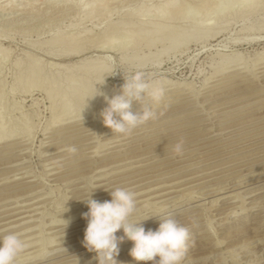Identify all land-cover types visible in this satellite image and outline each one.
<instances>
[{"label": "rangeland", "instance_id": "1", "mask_svg": "<svg viewBox=\"0 0 264 264\" xmlns=\"http://www.w3.org/2000/svg\"><path fill=\"white\" fill-rule=\"evenodd\" d=\"M165 1L168 0H0V147L5 144L4 141L15 139L14 141L17 140L20 141V143L22 142L23 147L25 148L22 155H7L4 159H0V178L4 175L11 174L15 170L22 169V172L26 173V177L36 180L37 183L33 188H28L24 191L37 188L41 191L39 194L31 195L30 198L42 194L45 195V199L41 201V203L44 202V205L39 207L38 211H36V214L32 219L34 220L33 222L0 232V235H3L9 232L20 231L28 226L37 224L39 222L38 217H41L40 220L44 223L42 234H37V228L19 233L20 238L22 240L25 239V243L27 241L34 242V244L29 245L27 249L23 250L24 253L34 252L33 255H36V251L41 246V240L42 245L46 247V250L52 247V245H45L47 240H44L51 238L54 234L48 231L49 229L54 228L52 226L49 227L48 223L51 220L60 219V216L63 213L62 209L65 208L64 206H66L67 203H70L73 200L78 201V199L75 198H88L87 193H82L74 197L66 196L76 192L86 191V188L82 186H85V182L89 179V176H91L93 171L88 168L93 165L94 170L97 168L94 175L98 176L104 172L106 173L110 170L118 169L121 166L125 167L137 162H127L118 166H115L117 163H110L128 158V156L133 158H130V160L147 156L140 159L139 161L141 162L155 160L149 165L130 169L110 177V179H112L124 176L110 182V185L120 184L112 188L111 191L116 188H125L135 194V200H142L144 197L149 198L153 193L171 187L184 188L175 192V194L173 193L172 196L193 189L196 191L195 195H197V193L203 194L216 189L219 186L226 187L228 185L230 187L224 189V192L225 190L230 191L240 189V193L244 195L253 191L261 192L264 190V183L249 187V189L245 187H243V189L241 188L242 185L246 186L263 180L264 175L242 182V185L235 184L239 180L251 178L264 173V118L261 120H253L251 121L252 123L242 122L243 120L248 119V117L237 120L235 119L231 122H228V120H233L237 117L228 118L226 120H217L216 124L222 122L228 123L220 125L219 127L207 124L203 127L173 135L150 144H144L145 146L143 145L128 151H123L121 152L122 155L119 156L118 154H113L109 156V158L98 159L95 164H87L77 168L87 169L78 173L84 174L83 177L78 180H73L75 183L71 185L57 184V182H61L63 179L77 174H71L59 179H52L55 177L54 175L47 176L48 171L53 167L48 160L64 153L47 156L44 154V151L48 149L50 150L51 148L53 149L57 146L80 141V138H75L67 139L56 144L41 145V142L46 141V137L49 135L48 132L56 125L54 123L55 121L67 118L70 120V118H72V121L84 123L83 125L87 127L86 129H91L92 132H94L93 127L99 126L101 119L100 112L106 107L103 105V96H97L98 99L96 98V101L93 103L95 106L93 105L92 110L88 109V99L79 102L72 97L68 102L67 108L64 109V106L62 105L63 100L66 99L76 87L81 88L84 82V85H86L87 76L89 77L90 73L93 72V69L98 70L99 68H105L107 70V74L102 78H105L104 84L98 86V90L108 97L118 94L123 83V78L127 79L137 70L142 71L147 80L159 82L164 90L179 86L178 89H184L185 92H189V95L204 91V87L217 77L215 71L223 63V60H227V68L225 67L227 70L225 71L236 72L239 69L237 72H241V75H244L242 76L243 80H246L249 77V74L247 73L254 75V73L256 74L259 72V68L264 62V0H253L254 4H252V6H250V8H252H249L248 10L246 8V10H244V7L234 0L235 5L234 2H232V6H230L232 0H227V2L230 1V4L226 3V1L222 2L221 5H225L226 3L229 6L225 5L228 8L223 6L224 13H222L221 17L223 23L211 27L209 30L210 37L206 40H192L185 46L172 49H164L167 47L166 41H168V39L165 40L167 34L164 35L163 38L165 39H161V42L160 40L154 42L155 35L150 31L155 28L154 24L157 22L155 20L156 18L152 15L159 12L160 6H162ZM182 1L181 6L179 7V11H181L179 12L181 13L179 14V17L181 16V20L180 22L176 21L177 23L172 22L171 25L184 28L185 31L181 29V36L183 35L184 37L188 33L187 28L191 22L190 19H193V16L196 17L194 13L197 12L199 14V11L198 8L195 11L192 9L193 7H198L192 5V2L187 0ZM190 5L192 8H190ZM212 12L214 11H211L210 13L212 14ZM143 14L145 16H143ZM211 14L210 17L215 18V14L212 16ZM141 16L143 17L141 18ZM137 21H139V24ZM142 21L145 23L143 24ZM126 23L130 25H125ZM140 23L141 25H145L141 26L143 27L141 30L145 29L146 32L150 31V33L143 35L142 37H137L135 34H131L129 35V38H125L126 29L129 30L134 28V31L136 29L138 30V25H140ZM135 25H137L138 28ZM236 58H238V60L234 62L233 60ZM29 77L34 83L30 82L27 86V80ZM102 79L98 81L97 78H92L90 81L91 83L89 82L87 86L88 90H90L91 93H94V86L102 83ZM260 82H264V78H260ZM254 83L255 81L246 82L243 83V85L240 84L234 86L233 89L244 85H255ZM198 96V101L201 105L203 103L202 108H206V110H209V108L222 102L221 100H218L212 103H205L204 100L212 95L199 94ZM144 100L145 98L143 101ZM186 104L194 106L193 110L195 109V113L201 112V110H198L199 107L196 106L194 100L191 99L186 103H183V105ZM180 105L182 104L176 105V107ZM170 107L173 108L175 106ZM170 107L158 109L155 113L171 109ZM260 109L262 111L264 110V107L256 110ZM258 113L250 115V117H253L254 115L256 116ZM183 115L184 113L180 112L177 115H174V117H180ZM210 115H213V113ZM196 119H199V121H196L195 124L207 122L204 116L195 117L194 120ZM165 120L170 121L171 119L163 117L149 125L163 123ZM189 121L191 120L182 121L180 123L183 124ZM180 123H178V125ZM233 124L235 126L234 129L224 132V134L221 135H214L216 134L215 132L217 129L225 126H233ZM173 125L175 126L177 124ZM173 125H168V127H166L170 128L173 127ZM192 125H194V123L186 126L188 127ZM100 129L109 130L103 125L100 126ZM164 129L166 128L164 127ZM156 130H153L154 132L149 131L145 133V135L153 134ZM172 130L174 131L178 129H171L166 133L164 132L156 135L157 137L159 135H165L171 133ZM211 130L213 131V135L208 137ZM244 130L248 131L244 132ZM159 131L161 130L159 129ZM231 134L239 135L229 138V136H232ZM156 135L147 138L145 137L140 141L154 138ZM247 136L252 137L240 140V142L237 141L235 142L236 144L232 143L231 145L206 151L209 148L226 144ZM84 137L81 138L84 140L92 139V136L90 135ZM105 138L109 139V136L104 137V139ZM181 139L183 140V151L181 154L177 155L173 152L172 148L173 145ZM252 140L256 141L215 154L219 151L226 150L231 146L234 147L235 145L237 146L246 141L250 142ZM137 142L139 141H135L134 143ZM154 143L155 145H151ZM89 147H93V145H88L86 148ZM79 149L85 148L78 147L77 151H80ZM148 150L152 151L144 153ZM0 153H3V151H0ZM211 154L215 155L209 156ZM91 155V153H88L78 157L80 158ZM190 155L192 156L187 159L175 161ZM21 157H24V159L19 163L20 165H13L15 164L14 160L18 161ZM75 158L77 157H73L71 160ZM194 160L197 161L185 164ZM83 161L89 162L91 161V158L82 159L75 163H81ZM166 162L172 163L159 166ZM183 163L185 165L179 166ZM155 166L159 167L131 174ZM166 168L172 169H168L155 175H148L141 178L137 177L145 173H153ZM225 179H232V181L223 183ZM200 180L207 181L199 185H194ZM98 182H100V180ZM161 183L165 184V187L152 190L153 187L156 188V186ZM77 186L81 188L71 190V188H76ZM203 187H206V189H199ZM93 189L94 188H92V191ZM215 195L214 192L209 193L202 197L204 201L191 205L194 206L201 204V206L194 208L197 211L199 210V212H195L189 216L176 220L179 221L184 220L187 217L201 216L194 220L201 222V224L199 223V225H196L194 230L189 229V238L186 242L187 251H185L180 264H219V262H223V260H225V264H264V205L262 204L260 207L254 208L251 211H240L237 207L234 209L236 213L230 215V218L226 219L224 218L225 215H223V217L219 212L225 208L237 206L238 202L236 199L219 200V204L226 201L235 202L230 205L211 208L212 200L210 196L212 197ZM2 196L0 195V198ZM225 196L223 198H225ZM30 198L27 197L25 200ZM154 198H150L148 201L151 202ZM179 198V196H176L167 201L160 202L156 204V207L164 203L176 201L172 205H175V208L170 205V209L174 211L167 214H171L177 212L178 209L182 210L188 208L192 203L188 197L177 201ZM81 199H79L80 201H76V203L69 205V207L73 206V209L64 212L61 218L77 213L78 216L76 218L80 220L76 221L75 224L86 221V219H82V214L87 212L85 202L87 200ZM108 199H110V196L98 200V202ZM262 201H264V191L248 198L245 201V206L248 207ZM12 203L13 201H9L7 204ZM141 203H143V201L137 203L136 207ZM194 209L189 211L191 212ZM152 210V208H149L142 213H137L138 210H135L133 214H138L137 216L140 218L139 216L141 214L143 216L153 214ZM9 218L10 217H5L0 221ZM76 218H74V221ZM138 218L133 217L130 221H133V219H135L134 221H138ZM159 219L160 218L155 217L153 220L144 221L142 222V226L145 224L156 223ZM74 221L72 220L71 222L73 223ZM82 224L84 223H78L76 226ZM5 226L6 224H2L0 225V228ZM62 227L63 226H59L54 229L62 231L64 230L61 229ZM211 231L214 232L211 234ZM83 233V231L72 233L69 237L81 235ZM115 235L121 237L122 231H118ZM79 238H81V236L75 238V240ZM125 241L126 240L118 244V254L114 258L116 264H137V262L129 255V250L131 249L130 247H132V244H126ZM30 247L31 249L28 250ZM77 250H80V247L72 248L68 251L73 252ZM23 252L21 253L24 254ZM87 252L88 251L81 253L82 260L89 257ZM235 254V261L232 262V255ZM47 255H45V257H48ZM73 258H75V256L72 257V259ZM69 259L70 258H65L64 260ZM188 259L193 261L186 262ZM87 261H85V263L82 262L81 264H96L95 258ZM153 264H155V262H153Z\"/></svg>", "mask_w": 264, "mask_h": 264}, {"label": "bare ground", "instance_id": "2", "mask_svg": "<svg viewBox=\"0 0 264 264\" xmlns=\"http://www.w3.org/2000/svg\"><path fill=\"white\" fill-rule=\"evenodd\" d=\"M187 1L192 2V5L198 6V7L192 8L190 5V8L194 9V11L197 10V8H198L199 14L197 12H196L197 14L194 13V15H196V17L193 16L192 17L193 19H190L191 22H190V24L188 23L189 26L187 28L188 33L185 32V33H187V35H185L184 37H183V35L181 36V34H182L181 29L183 31H185L184 28H182L181 26L171 25L172 22H176V21L180 22V20H181V16L179 17V14H181V13H179V12H181V11H179V7L181 6V4L183 2L182 0L165 1L163 3V5L160 6L159 12H156L155 14L152 15L154 18H156L155 20L157 21L154 24L155 28L150 30L151 33H153L155 35L154 42H157L159 40L161 42L162 41L161 39H165L163 37H164V35L167 34V36H165L166 37L165 40L168 39V41H166L167 47L164 49H172L175 47H182V46L187 45V43H189L192 40H194V41L201 40V39L206 40L208 37L211 36L210 32H209L211 27L223 23V21L221 19L222 13H224V11H223L224 7L223 6L227 5L226 3L230 4L231 0L228 2H227V0H187ZM224 1H226L225 5H221V3ZM234 1H236L242 7H244V10H246V9L248 10L250 8V6H252V4H254L253 0H234ZM234 1L233 0L231 1L230 6H232V2H234ZM101 2H103V1H101ZM187 3H189V2H187ZM101 4H103V3H101ZM105 4H106V2H105ZM234 5H235V2H234ZM227 6H229V5H227ZM227 6H225V7L228 8ZM211 11H214L215 13L212 12V14H211L210 13ZM241 11H242V9H241ZM145 14H147V13H145ZM210 14H211V16L213 14H215L216 19L210 17ZM143 16H145V15L143 14ZM143 16H141V18ZM138 22L139 21H137V23ZM141 23H140V25H138L139 28L137 25H135L138 28V30L136 29L134 31L133 30L134 28H132V27H131L132 29H129L130 27L128 28L129 30L126 29L125 38H129V35H131V34H135L137 37H142L143 35L149 34L150 31L146 32L145 29L141 30L143 28L141 26L145 22H143L142 25H141ZM125 25H130V24L126 23ZM143 26H145V25H143ZM169 26H171V27L173 26V27L171 28ZM103 39H105V38H103ZM105 42H107V41H105ZM237 60H238V58H236L233 61L236 62ZM226 61L227 60H223V63L218 67V69H216L215 72L217 74L216 75L217 77L215 79H213L208 85H206L204 87L203 92L193 93L192 95H189L188 94L189 92L188 93L185 92L184 89H180V88L178 89V87H179L178 86L176 88H169L167 90H164V96L158 104H153L147 98H145L144 101L142 100L140 102L133 103V105H132L133 111L140 110L142 107H145V106L152 108L154 111H157L158 109L170 107V106H172V107L175 106V107H173V108L170 107L171 109L165 110V111L160 112V113H156L155 119L150 120V121L144 123L143 125L138 126L137 128L133 129V131L130 134H128L126 136H123V135L118 136L116 134H111L110 130L100 129V126H102L101 119H100L99 126L93 127L94 132H92L91 129H90L91 132H90V130H87L86 129L87 127L85 125H83L84 123H80L77 121H76L77 122L76 123L75 121H72L71 120L72 118H70V120H69V118L66 117L67 119H61V120L55 121L54 123L56 125L52 127L53 129L51 131L48 132L49 135L46 137V141L41 142V145L45 146V144L46 145L56 144V143H59L61 141L67 140V139H75V138H80V141L75 142V143H69V144L57 146L53 149L51 148L50 150L48 149V150L44 151L45 152L44 154H46L47 156L64 153V154L59 155L53 159L48 160L49 163L51 165H53V167L50 168V170L48 169L49 171L47 173V176H53L54 175L55 177L52 179H59L61 177H66V176H69L71 174H77V175L71 176L69 178L63 179L61 182H57V184H70L71 185V184L75 183L73 180H75V179L78 180L79 178L83 177L84 174H78V173H80L84 169H87V168H82V169H77V168H80V167L87 165V164H95V163H97L98 159H101V158L106 159V158H109V156H111L113 154H118V156H119V155H122L121 152H123V151H128V150H131L135 147H141L144 144H150L152 142H156L158 140H161V139L173 136V135H177V134H180V133H183V132L195 129V128L203 127L204 125H207V124H211L212 126L216 125V127H219L220 125H225V123L227 124L228 122L234 121L235 119L237 120V119H241V118H245V117H248V119L243 120L242 121L243 123H246V122L250 123L253 120L255 121L257 119L258 120L263 119L264 118V110L261 111V109L260 110H256V109L264 107V103H262V102H264V82H260V78H264V62L260 66L259 72L256 73L257 75L255 73H254V75H250V73H247V74H249V77L246 80H243L242 76H244V75H241V72H237L239 69L236 72H234V71L233 72L232 71L226 72L225 71V70H227L226 69L227 68L226 67V65H227ZM106 72H107V70L105 68H99L98 70L93 69V72L90 73L89 77L87 76L86 85H84L85 84V82H84V84H83L84 86L82 85L81 88L76 87L73 90V92L69 96H67L66 99L63 100L62 105L64 107L62 105L61 106L64 109L67 108L68 102L70 101V98H72V97H74L76 99V101L78 100L79 102L84 101L85 99H90V100H87L88 101L87 106H89V108H88L89 110L90 109L92 110V107L94 105L93 103L96 101L97 96L91 99V97H92V95H94V93H91V91L88 90L87 86H88L89 82L92 80V78H97V80L100 81L105 76V74H107ZM27 81H28L27 86L30 84V82H33V80L30 77ZM250 81H255V83H254L255 85H251V86L244 85L242 87H238V88L236 87L233 89V87L236 85H240V84L243 85V83L250 82ZM167 87H168V85H167ZM89 91H90V93H89ZM199 94L200 95H210V96L212 95L208 99L204 100L205 103H212V102L218 101V100H221L222 102L218 103V105H216L212 108H209V110H206V108L203 109L202 108L203 103L201 105V103L197 99V96ZM191 99L194 100L196 106L199 107L198 110H201L200 113H197V112L195 113L194 112L195 109L193 110L194 106H192V105H187V104L183 105V103H186L187 101H189ZM179 104H182V105L176 107V105H179ZM103 105L106 106L105 102ZM222 110H224V111H222ZM180 112L184 113V115L180 116V117H174V115H177ZM258 112H260V113H258ZM89 113H91V112H89ZM211 113H213V115H210ZM255 113H258V114H256V116L254 115L253 117H250V115H253ZM239 115H242V116H239ZM199 116H204L205 119L207 120V122L202 123V124L201 123L195 124V122L199 121V119L194 120V118L199 117ZM163 117H168L171 120L170 121L165 120V122L158 123L156 125L155 124L149 125L153 122H156V121L162 119ZM233 117H237V118H234L233 120H228V122H222L220 124H216L217 120H226L228 118H233ZM187 120H191V121L185 122L183 124L180 123L182 121L184 122ZM200 120H202V119H200ZM178 123H180V124L178 125ZM193 123H194V125H192V126H188V127L186 126V125H190ZM173 124H177V125L174 126ZM168 125H173V127L167 128ZM143 126H145V127H143ZM183 126H186V127H183ZM164 127L166 129H164ZM234 128H235L234 124H233V126L222 127L220 129H217V131L215 132L216 134H214V135L224 134V132H227V131L234 129ZM156 129H158V130H156ZM159 129L161 131H159ZM171 129H178V130H174V131L172 130L171 133H168L165 135H159L158 137L156 135V134H162L164 132L166 133V132H168V130H171ZM153 130H156V132L153 134H146L145 135V133H147L149 131H153ZM157 131H159V132H157ZM246 131H248V130H244V132H246ZM89 135L92 136L91 137L92 139H90V138L89 139L94 140V141H90V140H86V139H85L86 140L85 141L84 139H82L84 136H89ZM142 135H144V136H142ZM153 135H156V136H154V138H151V139H145L144 141H140V140L144 139L145 137L147 138V137H150ZM211 135H213L212 130L208 134V137H210ZM236 135H239V134H233L232 136H229V138H231V137L233 138ZM254 135H256V134H254ZM107 136H109V139H106V138L104 139V137H107ZM250 137H252V136H247V137H244V138H241V139H238V140L226 143V144H221L219 146L209 148L206 151H211V150L218 149V148H221V147H224L227 145H231L232 143H235L237 141L240 142V140L248 139ZM14 140L15 139H10V140L4 141L5 144L0 147V151H3V153H0V159H4L5 157H7V155H10V156H13L16 154L22 155L24 153L23 151H25V148L23 147L22 142L20 143V141H17V140L14 141ZM81 140H84V141H81ZM135 141H139V142L134 143ZM216 141H218V140H216ZM254 141H256V140H252L250 142L246 141L245 143L239 144L237 146L235 145L234 147L231 146L232 148L230 147L226 150L219 151L215 154H219V153H222V152H225V151L246 145V144L254 142ZM68 145H73L76 147V149H78V147L79 148L84 147L85 149H79L80 151H77L75 154L69 155L64 150L65 147ZM88 145H93V147L86 148ZM151 145H155V143L151 144ZM151 145H149V146H151ZM21 147H23V148H21ZM16 148H18V149H16ZM149 151L151 152L152 150H148L147 152H144V153H149ZM88 153H91L92 155L86 156V157H80V158L78 157L80 155L88 154ZM215 154H211L209 156H212ZM141 156H142V154H141ZM191 156L192 155L185 156L184 158H180V159L175 160V161L184 160V159H187ZM73 157H77V158L71 160V158H73ZM145 157H147V156H142L140 158L130 160L131 157L128 156V158L110 162L111 164L117 163V164H115V166H118V165L125 164L127 162L137 161V162H135V164L132 163V164H129L125 167L121 166L118 169H115L112 171L110 170L106 173L104 172L101 175L99 174L98 176L94 175L95 174L94 172L96 171L97 168H95V170H94V165L92 167H89L88 169L92 170L93 174L91 173V176H89V179L85 182V186H82V187L86 188V191L85 192L84 191L83 192H76L74 194L67 195L66 197H74V196H78L82 193H87L88 198H91V199L96 200V201L109 197L110 196L109 192L111 191V189L120 185V184H111L110 185V182H113V181H115L121 177H124V176H119L117 178H112V179H110V177H112L113 175H117L119 173L128 171L130 169H135V168H139V167L149 165L150 163H153L155 161V160H148V161L146 160V161H142V162L139 161L140 159L145 158ZM206 157H208V156H206ZM87 158H91V161H89V162L83 161L81 163H79V162L75 163L76 161H79L82 159H87ZM22 159H24V157L19 158L18 161L14 160L15 164H13V165H15V166L20 165L19 163L23 161ZM131 159H133V158H131ZM159 159H162V158H159ZM200 159H198V160H200ZM67 160H70V161H67ZM195 161H197V160L187 162L185 164L192 163ZM168 163H172V162H166L164 164H160L159 166H163V165H166ZM185 164L183 163L179 166H183ZM159 166H155V167L148 168L145 170L143 169V170H140L137 172H133L131 174L150 170V169H153V168H156ZM179 166H177V167H179ZM168 169H172V168H166L163 170H158V171L153 172V173H147V174L145 173V174H142L141 176H137V177L141 178V177H145L148 175H155L157 173H161V172L166 171ZM261 169H263V168H261ZM71 170H73V171H71ZM104 170H106V169H104ZM254 171H257V170H254ZM99 172H101V171H99ZM25 174L26 173L22 172V169H21V170H15L11 174L4 175L2 178H0V195L2 196V194H3V196L0 198V220L5 218V217H10L9 219H5V220L0 221V225L6 224L5 227L0 228V232L6 231L9 229H13V228H16V227H19V226L33 222L34 220H32V219H33L34 215L36 214V211H38L39 207H42L44 205V202L41 203V201L45 199V197H44L45 195L42 194V195H38V196H34V197L30 198L31 195H34L37 193L39 194V192H41L39 188L31 189L29 191H24L28 188H33L37 184L36 180L30 179V177H26ZM131 174H127V175H131ZM261 175H264V173L258 174L257 176H253L251 178L239 180L235 184L242 185V182L257 178ZM237 177H240V176H237ZM99 180H100V182H98ZM205 181H207V180H200L199 182H197L194 185H197V184L199 185L201 183H204ZM227 181H232V179H228V180L225 179L223 181V183H226ZM123 183H126V182H123ZM262 183H264V179L260 180L258 182H254L252 184L246 185V186L242 185L241 188L243 189V187H245V188L249 189V187L257 186V185L262 184ZM57 184H55V185H57ZM169 186H171V185H169ZM162 187H165V184L161 183L158 186H156V188L153 187L152 190L159 189ZM229 187H230L229 185L226 187H223V186L220 187L219 186L216 189L205 192L203 194L197 193V195H195L196 191L193 189V190H190V191H187V192L175 195V196H172V194L173 193L175 194V192H178L184 188H180V187L179 188H172L171 187L172 189L168 188V189H164V190H159V191L153 193V195L150 196L149 198L144 197V198H142V200H138V199L136 200V204L143 201V203H141L139 206L136 207L135 210H138L137 213H139V212L142 213L144 210L152 208L153 214L147 215V216H143L141 214L139 216L140 218H138V216H137L138 214L135 213L129 217V221L133 217L138 218V221L137 220L134 221L135 219H133V221H130V222H137L138 223V222L143 221V220L148 219V218H149L148 219L149 221L153 220L155 217L163 218L165 216H168V217H171V218L177 220V219L189 216L195 212H199V210L197 211L194 208L201 206V204L200 205H194V206H191V205L204 201V199L202 197L209 194V193H213V192L216 195L212 196V197L210 196V198L212 200V207L211 208L226 206V205H230V204L235 202V201H233V202L226 201L222 204H219L220 203V202H218L219 200L223 201V200H228V199H230V200L236 199L238 202L237 206L228 207V208H225L224 210H221V212H219L222 216L225 215V217L224 216L223 217L226 219L230 218V215H232V214L234 215V213H236L234 211V209H236L237 207H238L237 209H239L240 211H244V210L251 211L254 208L260 207V205H262V204L264 205V201H262V202H259L257 204H253V205L248 206V207L245 206V201L248 198L257 195V194L263 192L264 190L261 192L260 191H255V192L253 191L251 193H246L244 195L240 193V189H235V190H230V191L225 190V192H224V189H228ZM78 188H81V187L77 186L76 188H71V190L72 189H78ZM92 188H94L93 191H92ZM199 189H206V187L199 188ZM11 193H15V194H11ZM136 195H138V194H136ZM176 196L180 197L177 201H179L180 199L188 197V198H190L192 203L189 205L188 208H185L182 210L178 209L177 212H174L171 214H167V213L174 211V210L172 211L170 209V207L176 201L164 203V204H162L160 206L158 205V207H156V204H158L160 202L167 201V200H169L173 197H176ZM224 196H225V198H223ZM27 197H29L30 199L25 200ZM154 197H156V198H154ZM88 198H83V199L87 200ZM150 198H154V200L149 202L148 200ZM75 199H78V201H80L79 199H81V197L75 198ZM83 199H81V200H83ZM109 200L110 199L105 200V201H109ZM9 201H13V203H12L13 205L7 204ZM76 201L77 200H73L72 202L67 203L66 206H64V205L63 206L67 209V211H70L71 209H73V206L69 207V205L76 203ZM100 202H104V201H100ZM174 206H172V207H174ZM65 208L62 209V212L65 211ZM192 209H194L196 211L193 210L190 212L189 210H192ZM67 211H65V212H67ZM200 212H202V211H200ZM24 214H26V215H24ZM77 216H78V214L74 213V214H70V215H67V216L61 218V219L68 221L67 226L65 228H64V223L62 220H60V219L59 220H57V219L51 220L48 223L49 227L52 226V227L56 228L59 226L60 227L63 226L61 229H64L62 231L55 230L54 228L48 230L54 234L51 236V238L44 239V240H47L45 245L46 244L52 245V247H50V249L46 250V247L44 245H42V240H41V246L36 251L37 252L36 255H33L34 252L33 253L32 252L24 253L22 251L24 254H22V253L18 254V256L16 257V259L14 261V264H77L76 259L78 260V264H81L82 262L85 263V261H87V260L89 261V259L90 260L94 259L95 254L91 253V252H87L89 255L88 258H86V259L84 258V260H82L83 258H81V253L86 251V249L82 246L83 234L69 237V235L72 233H77L80 231L84 232V229L86 227V221L78 222V223H84V224L76 226V224H78V223L75 224V222L80 220V219L76 218ZM218 216H220V215H218ZM199 217H201V216L187 217L186 219L179 220L177 222L179 224L185 226V227H188V230L189 229L194 230L196 225H199V223L201 224V222L194 221L195 219H197ZM256 217H257V215H256ZM38 218H39L38 219L39 222L37 224H35L33 226H28V227L21 229L20 231H17L15 233L19 234V233L29 231L33 228H35V229L37 228L38 229L37 234H42L43 228H44V223L40 220L41 217H38ZM74 218H76L75 221H74ZM72 220L74 221L73 223L71 222ZM208 221H211V220H208ZM158 223H159V221L156 223H153V224H147V225L145 224V225H143V227L145 228V230H148V229L155 230L158 227ZM212 232H214V231H211V234H212ZM80 236H81V238L75 240V238L80 237ZM72 240H74V241H72ZM70 241H72V242H70ZM125 242H126V244H131V242H129L127 240ZM25 244H26L25 249H27L28 246L34 244V242H31V241L28 242L27 241ZM76 247H80V250L73 251V252L68 251V250H70L72 248H76ZM30 249H31V247L28 250H30ZM247 251H249V250H247ZM64 253H66V254H64ZM47 254H50V255H47ZM45 255H47L48 257H45ZM74 256H75V258L72 259V257H74ZM234 257H236V254L232 255V258H233L232 262L235 261ZM65 258H70V259L64 260ZM190 261H193V260L188 259L186 262H190ZM219 264H225V260H223V262H219Z\"/></svg>", "mask_w": 264, "mask_h": 264}, {"label": "clouds", "instance_id": "3", "mask_svg": "<svg viewBox=\"0 0 264 264\" xmlns=\"http://www.w3.org/2000/svg\"><path fill=\"white\" fill-rule=\"evenodd\" d=\"M104 80L94 86L91 99L103 96L106 107L100 112V118L102 125L111 134L126 136L133 129L156 118L152 108L145 106L133 111L132 105L144 98L158 104L164 96V89L159 82L147 80L145 74L137 70L127 79L123 78L118 94L108 97L98 90ZM64 150L69 155L77 151L73 145L66 146ZM172 150L177 155L181 154L183 140H178ZM109 195L110 200L104 202L88 198L85 201L87 212L82 214V219H86L82 246L95 254L96 264H116L114 258L118 254V244L124 240L131 242L129 255L137 264H180L189 238L187 227L165 216L159 219L155 230H145L142 222L149 218L138 223L129 221L136 209L135 194L132 191L116 188ZM61 216L65 228L68 221L61 219ZM118 231H122L121 237L115 235ZM25 247V241L15 232L0 235V264H14Z\"/></svg>", "mask_w": 264, "mask_h": 264}]
</instances>
